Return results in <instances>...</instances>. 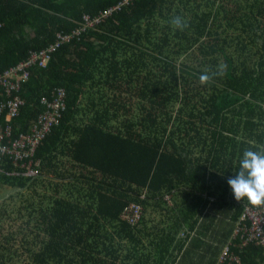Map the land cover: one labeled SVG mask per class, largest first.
Wrapping results in <instances>:
<instances>
[{"label":"trees","instance_id":"trees-1","mask_svg":"<svg viewBox=\"0 0 264 264\" xmlns=\"http://www.w3.org/2000/svg\"><path fill=\"white\" fill-rule=\"evenodd\" d=\"M120 1L0 0V73ZM60 87L66 108L32 157L41 175L8 174L9 158L0 172L17 187L0 201V264H175L195 235L175 211L200 192L226 241L216 264H260L245 210L264 203L224 184L239 145L264 153V0H131L33 68L20 114L0 125L27 132ZM131 205L138 225L122 217Z\"/></svg>","mask_w":264,"mask_h":264},{"label":"built area","instance_id":"built-area-1","mask_svg":"<svg viewBox=\"0 0 264 264\" xmlns=\"http://www.w3.org/2000/svg\"><path fill=\"white\" fill-rule=\"evenodd\" d=\"M129 1L131 0H121L117 4L100 11L95 16L84 14L81 25L74 29L72 33H58L56 40L48 47L31 51L27 58L1 72L0 115L7 113L10 117H16L20 114L21 107L25 104V98L21 95L24 83L29 79L33 68L45 67L48 64L52 58V53L60 44L68 42L73 36L79 35L86 28L95 27L102 18L120 10ZM0 24L2 23L0 22ZM66 97V89L63 87L54 88L50 95L41 96L42 111L37 119L31 123L27 132L21 133L18 137L12 138V126L10 124L0 125V172H7L5 164L9 158L16 167L24 169L23 171L14 170L13 174L32 177L39 174V171L33 167L32 157L41 141L59 123L62 112L66 108ZM7 173L9 174V172ZM129 207L123 210L122 217L132 223L131 225H138V214L132 211L134 205ZM247 214L253 220V225L250 228L244 227L245 230L249 231L248 236L260 237L264 242V231L262 228L264 224V208L249 207ZM226 249L227 247L225 252Z\"/></svg>","mask_w":264,"mask_h":264},{"label":"crops","instance_id":"crops-1","mask_svg":"<svg viewBox=\"0 0 264 264\" xmlns=\"http://www.w3.org/2000/svg\"><path fill=\"white\" fill-rule=\"evenodd\" d=\"M240 136L236 135V138L238 139ZM251 144H253V141H249V143L245 142L243 145H239L238 147H240V152L238 154L237 159L235 160V164L236 165L239 161V158L242 154V152L245 149H251L253 150V148L251 147ZM254 151V150H253ZM206 154L208 153L207 150H205ZM261 152H263V150H261ZM195 156H197L199 159L200 164L203 163V158L201 157L202 154V150H201V146L200 144H198L197 146H195ZM225 156L224 153H222L221 156V160H224ZM14 165V164H13ZM15 166V165H14ZM226 166V165H225ZM16 167V166H15ZM34 168H36V166H33ZM37 169V168H36ZM17 170V169H15ZM23 168H20V171H23ZM38 170V169H37ZM215 170H219V167L215 166ZM14 170L12 171H8L10 175H16L13 174ZM39 171V170H38ZM219 172V171H218ZM233 172V171H232ZM22 175V174H19ZM40 172L37 176H40ZM56 176L55 173H53L52 176L54 182H58V181H66L63 180L61 177H54ZM207 175V174H206ZM234 175V173H231L230 176ZM17 176V175H16ZM26 176V175H24ZM34 176V177H37ZM28 177H32V176H28ZM207 177L210 179V183L212 185V187H214L216 185V181H217V177L214 175H207ZM229 178V177H228ZM226 178V182L227 179ZM0 183L2 185H6V186H10L7 184H4L0 181ZM13 187V186H11ZM14 190L11 191V193L17 191V187H13ZM224 188H229L228 190L230 192V186L228 184H224ZM214 191V190H213ZM9 190H7L6 188H4L2 195L6 196L9 195L8 194ZM204 192H200L197 194V197L195 198L194 202H193V207H191L188 211L187 214H181L180 212H176L175 211V217L176 216H180L179 218H183L186 217L187 218V223L182 226V229H185L187 227H191V230L195 233V235L193 237H191V239L189 240L188 244L186 245L185 249H183L180 254H178L177 259L175 264H182L184 261L188 260L189 264H216L219 255L221 253V250L225 247L226 241L224 239H222L221 237H219L217 235L218 233V222L216 221V217H215V209L213 208V206H208L204 212L202 211V206H201V199H203L205 197ZM204 195V196H202ZM176 196L179 198V200L181 201V199L183 198V196L180 194ZM4 199V198H3ZM2 199V200H3ZM1 200V201H2ZM177 200L174 199L171 196V205H174V202H176ZM178 201V202H180ZM183 204V208H185V202H182ZM176 207V206H175ZM164 212V211H162ZM198 212H201V214H198ZM161 215H165L167 217L166 212L162 213ZM213 215V219L211 218V216ZM188 229V228H187ZM174 245L172 244V246H170V249H173V251H176L174 248ZM256 259L255 261L259 262L260 264H264V251L261 253V255L258 256H254ZM200 258H202V261H199ZM172 258L169 254H166L165 258L163 259L164 262L165 261H170ZM165 264V263H162Z\"/></svg>","mask_w":264,"mask_h":264},{"label":"clouds","instance_id":"clouds-1","mask_svg":"<svg viewBox=\"0 0 264 264\" xmlns=\"http://www.w3.org/2000/svg\"><path fill=\"white\" fill-rule=\"evenodd\" d=\"M227 184L237 202L247 199L252 204L264 203V153L245 149Z\"/></svg>","mask_w":264,"mask_h":264},{"label":"rangeland","instance_id":"rangeland-1","mask_svg":"<svg viewBox=\"0 0 264 264\" xmlns=\"http://www.w3.org/2000/svg\"><path fill=\"white\" fill-rule=\"evenodd\" d=\"M4 188H6L7 190H9L8 194L11 193V191L14 190L13 187H11V186H6V185H2V184L0 183V201H1L3 198H5L6 196H8V195H6V196L2 195V192H3ZM12 189H13V190H12ZM248 209H249V207L245 210V214L248 212ZM250 209H251V208H250Z\"/></svg>","mask_w":264,"mask_h":264},{"label":"bare ground","instance_id":"bare-ground-1","mask_svg":"<svg viewBox=\"0 0 264 264\" xmlns=\"http://www.w3.org/2000/svg\"><path fill=\"white\" fill-rule=\"evenodd\" d=\"M117 3V2H116ZM15 65V64H14ZM105 76V75H104ZM100 81V80H99ZM22 95V94H21ZM22 96H24V95H22ZM145 109V108H144ZM147 111V110H146ZM40 112V111H39ZM132 116V115H131ZM16 137V136H15Z\"/></svg>","mask_w":264,"mask_h":264}]
</instances>
